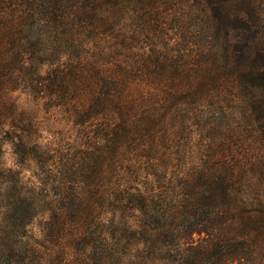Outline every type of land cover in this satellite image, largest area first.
Wrapping results in <instances>:
<instances>
[{"label": "trees", "instance_id": "trees-1", "mask_svg": "<svg viewBox=\"0 0 264 264\" xmlns=\"http://www.w3.org/2000/svg\"><path fill=\"white\" fill-rule=\"evenodd\" d=\"M30 8L31 23L21 27L30 36L22 31L21 54L34 63L65 56L63 74L72 75L90 67L89 58L96 71L99 61L136 59L117 68L166 94L165 109L153 122L175 114L180 126L193 120L198 125L201 99L227 82L264 148V26L249 0H34ZM175 8L178 17L165 25L157 13ZM184 17L197 25L190 37ZM146 23L153 38L143 44ZM87 42L96 53L86 49ZM53 76H33L35 86L51 88ZM121 87L110 80L103 93L96 90L110 101ZM167 136L142 137L146 144L131 159L137 166L121 163L123 175L111 163L109 187L98 170L99 153L93 162L84 163L83 156L70 174L62 165L48 171L53 152L31 146L45 162L40 174L32 173L38 183L31 186L22 184L19 172L0 168V264H66L69 248L77 264H264V200L249 199L257 192L254 182L264 180V165L257 160L255 167L254 160L248 167L247 157L215 155L219 143L212 138L190 146L184 136ZM119 141L105 143L109 156ZM17 146L20 164L32 161L23 139ZM82 168L86 172L75 176ZM41 214L46 220L39 222L37 238L31 225Z\"/></svg>", "mask_w": 264, "mask_h": 264}, {"label": "rangeland", "instance_id": "rangeland-1", "mask_svg": "<svg viewBox=\"0 0 264 264\" xmlns=\"http://www.w3.org/2000/svg\"><path fill=\"white\" fill-rule=\"evenodd\" d=\"M33 1L0 0V168L19 172L22 184H37L38 181L32 173L37 175L44 169L45 162L38 158L35 152L38 150L34 151L31 146L53 152L55 162L47 161L48 171H58L62 165L64 171L70 174L75 173L76 167L81 166L83 156L87 157L84 163H87L88 159L93 162V158L99 153L98 170L108 186L111 183L107 181L111 173V163L112 168H116L115 171L123 175L125 168L122 171L121 163L126 167L133 164L137 166V162L132 163L131 159L141 151V145L146 144L141 138L152 137L154 141H158L163 135L184 136L183 138L186 137L185 139L190 141V146L197 140L206 142L212 138L215 143H219L215 148V155L226 156L228 159L247 157L248 167H254L251 165L254 160L255 167L258 162L261 167L264 165V148L257 140V131L255 132L250 121L242 116L239 101L227 82L209 89L205 98L201 99L198 104V125L193 120L194 122H186L180 126V120L175 122V114L156 123L152 119L165 109L166 94L152 91L137 74L127 77L117 68L119 65L131 67L136 59L131 60L133 63L123 59L113 64H108V60L99 61L100 70L96 71L93 68L96 61L89 58L85 62L91 66L84 69L82 74L64 75L65 56L58 61L54 60L53 63L37 64L30 60L31 55L27 57L21 54L24 43L22 37H25L22 31L30 36L29 32L21 27L26 28L31 23L26 18L30 12H34V9L30 8ZM249 4L258 11L260 23L264 26V0H249ZM157 15L163 18L165 25H172L171 19L178 17V10L175 8V12L166 11ZM181 24L186 28L187 37L198 30L195 29L196 23H190L185 17ZM132 25V19L127 21L128 34ZM150 32V26L146 23L140 31V40L144 37L143 44L145 39L153 38ZM54 33L57 34L58 30ZM168 35L169 33L164 36L166 40L163 44L168 43ZM48 39L53 44L52 37L48 36ZM196 40L203 42L204 37ZM92 46L88 42L85 43L86 49L92 50ZM106 48L107 46L101 45L102 51H106ZM37 50H40L39 45ZM93 51L96 53V50ZM93 51L92 54L96 58ZM134 52L141 51L138 48L134 49ZM33 76L44 79L53 76L54 84L51 88L35 86L37 83ZM110 80L119 86L122 83V87L114 94V98L108 101L96 89L99 88L103 93L106 90V82ZM98 95L100 98H97ZM96 98L98 108L92 110L91 108L97 105ZM148 129L150 135L147 134ZM112 137L118 138L120 145L117 152L109 156L110 149H107L105 143ZM19 139H23L26 146L23 152L29 153L30 156L33 154V158H30L32 161L20 164V150L17 146ZM191 151L194 155L197 148L193 147ZM81 171L86 172L82 168L75 176H78V173L81 175ZM114 179L112 178V184L116 185ZM78 181L85 183L83 180ZM87 182L88 186H92L91 179ZM253 185L257 192L249 197L250 201H255L258 196L264 200V180L256 181ZM45 215L41 214L34 219L31 225L34 237H41L38 224L46 220ZM261 252L264 254V247ZM66 259V264H77L75 254L70 248L67 250Z\"/></svg>", "mask_w": 264, "mask_h": 264}]
</instances>
